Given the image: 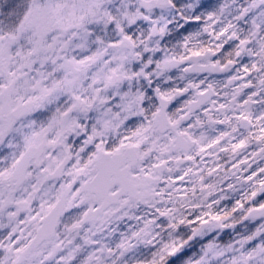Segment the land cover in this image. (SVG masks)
<instances>
[{
	"label": "snow or ice",
	"instance_id": "obj_1",
	"mask_svg": "<svg viewBox=\"0 0 264 264\" xmlns=\"http://www.w3.org/2000/svg\"><path fill=\"white\" fill-rule=\"evenodd\" d=\"M0 264H264V0H0Z\"/></svg>",
	"mask_w": 264,
	"mask_h": 264
}]
</instances>
